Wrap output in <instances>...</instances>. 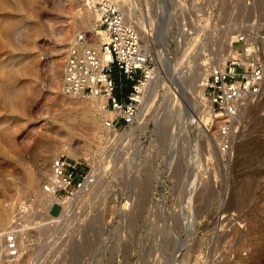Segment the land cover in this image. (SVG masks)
Returning <instances> with one entry per match:
<instances>
[{
	"label": "rangeland",
	"instance_id": "rangeland-1",
	"mask_svg": "<svg viewBox=\"0 0 264 264\" xmlns=\"http://www.w3.org/2000/svg\"><path fill=\"white\" fill-rule=\"evenodd\" d=\"M114 1L134 11L159 73L133 128L107 138L93 102L61 93L67 48L95 20L85 0H0V212L11 220L41 190L31 176L44 165L49 180L56 153L94 157L101 179L67 264H264V100L244 109L222 154L215 118L201 121L207 104L192 92L194 77L223 62L216 51L227 56L241 28L264 21V0H171L161 16L152 0ZM53 251L19 264H57Z\"/></svg>",
	"mask_w": 264,
	"mask_h": 264
},
{
	"label": "built area",
	"instance_id": "built-area-1",
	"mask_svg": "<svg viewBox=\"0 0 264 264\" xmlns=\"http://www.w3.org/2000/svg\"><path fill=\"white\" fill-rule=\"evenodd\" d=\"M152 1L161 16L171 0ZM84 4L95 20L89 31L75 34L67 48L61 93L93 100L101 116L102 133L110 138L136 124L159 71L133 21L136 16L121 2L85 0ZM234 38L227 56L222 50L215 52L211 60L217 63L219 56L223 62L207 71L203 80L202 100L207 113L215 118L216 142L222 154L233 145L244 109L264 100V21L245 25ZM106 55L109 60H105ZM116 70L125 85L118 83ZM96 161L94 157L56 154L51 177L41 185V195L33 193L18 202L9 225L0 232V260L4 264H19L24 255L36 262L53 251L57 239L59 247L53 251H57V264L72 259L70 242L81 238L83 214L89 208L86 198L101 179ZM55 206L59 207L58 215L52 214Z\"/></svg>",
	"mask_w": 264,
	"mask_h": 264
},
{
	"label": "bare ground",
	"instance_id": "bare-ground-1",
	"mask_svg": "<svg viewBox=\"0 0 264 264\" xmlns=\"http://www.w3.org/2000/svg\"><path fill=\"white\" fill-rule=\"evenodd\" d=\"M126 1V0H125ZM193 1V0H192ZM196 6V5H195ZM194 6V7H195ZM197 7V6H196ZM80 11V10H79ZM131 11V10H130ZM133 11V10H132ZM131 11V12H132ZM134 12V11H133ZM133 12H132V14H133ZM79 13V12H78ZM77 13V14H78ZM79 18L81 19V21L82 22H85V20L86 19H84V17H83V15L81 14V12L79 13ZM144 23V22H143ZM142 24V23H141ZM140 24V25H141ZM89 25V24H88ZM142 26V25H141ZM165 31V30H164ZM164 37V36H163ZM159 39H160V37H159ZM98 41H100L99 39H98ZM96 45H98L99 46V44H97L96 43ZM110 59V56L109 55H106L105 56V60H109ZM222 58H220L219 56L217 57V61L219 60H221ZM205 66V65H204ZM205 73H202V74H199V76H197L196 78L194 77V79H192L193 80V85H192V92H194V94L196 93H199L198 94V97L200 98V99H202L203 98V80H204V77H205ZM193 78V77H192ZM195 96V95H194ZM196 97H197V95H196ZM195 99H197V98H195ZM87 100H89V99H87ZM90 101L91 102H93L94 103V101L93 100H91L90 99ZM147 102L148 101H146V104H147ZM195 103H196V100H195ZM144 107V106H143ZM195 112L197 113L198 112V107L196 106L195 107ZM190 115V123L189 124H191V122L192 121H194L195 122V120L196 119H194V117H195V114H194V112H193V114H191L190 112H188ZM188 117V116H187ZM207 117H209V119H210V113H207V109H206V112H205V116H204V118L203 119H201V121H203L204 123H207L208 122V120L209 119H207ZM197 118V117H196ZM187 119H189V118H187ZM167 121V119H165V121L163 122V123H161L160 125H161V127H163L164 125H166V123L168 122H166ZM187 121H189V120H187ZM197 122V121H196ZM170 123V122H169ZM201 124H202V122H201ZM199 126V125H198ZM202 129H204L203 127H202ZM201 131V130H200ZM203 131V130H202ZM167 133V132H166ZM202 133V132H201ZM162 135V134H161ZM163 135H164V132H163ZM88 146V145H87ZM70 148V147H69ZM88 149H91L90 148V145L87 147V150ZM67 150H69V149H67ZM90 151V150H89ZM68 152V151H67ZM88 152V151H87ZM69 153L72 155V157H73V155L75 154V153H73V152H71L70 150H69ZM57 154V153H56ZM55 154V155H56ZM85 154H86V152H85ZM84 155V154H83ZM74 157H75V155H74ZM86 157V156H85ZM46 168V166H44V165H40L39 167H38V169H37V171H36V173L35 174H33L32 176H31V183L32 184H36V183H41V182H46V181H48V178L46 177V170H45V168ZM147 174L149 175V177L151 178V174L149 173V172H147ZM148 175H146V178L145 179H147V176ZM195 180H197V179H195ZM142 181V180H141ZM139 182H140V180H139ZM146 182V181H145ZM152 182V181H151ZM137 184V183H136ZM191 184H192V182H191ZM138 185V184H137ZM140 185H141V183H140ZM192 185H194V183L192 184ZM145 187H146V183H144L143 182V184H142V186H141V192H138V194L140 195V197L142 196H144V193L146 194L147 192H145ZM194 187V186H193ZM139 188V187H138ZM138 191H140V189H138ZM190 192V194H188V204H191L192 203V198H193V193H192V191L190 190L189 191ZM38 196H40L41 195V190L40 191H37V192H35ZM144 200V199H143ZM136 208V207H135ZM10 211L9 210H7V209H4L3 211H1L0 212V227H1V229H0V232L1 231H3L4 229H5V226H7L6 224H9L10 223Z\"/></svg>",
	"mask_w": 264,
	"mask_h": 264
}]
</instances>
